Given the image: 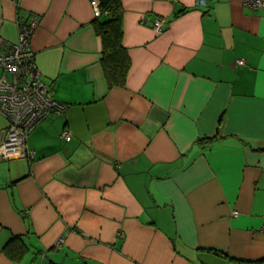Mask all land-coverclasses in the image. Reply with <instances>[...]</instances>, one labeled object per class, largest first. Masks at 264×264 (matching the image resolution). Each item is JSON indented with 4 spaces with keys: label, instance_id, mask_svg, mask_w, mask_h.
Wrapping results in <instances>:
<instances>
[{
    "label": "crops",
    "instance_id": "0c3cea01",
    "mask_svg": "<svg viewBox=\"0 0 264 264\" xmlns=\"http://www.w3.org/2000/svg\"><path fill=\"white\" fill-rule=\"evenodd\" d=\"M122 4L132 64L110 87L91 0H0V51L36 17V64L68 104L31 155L0 158V264H264V8Z\"/></svg>",
    "mask_w": 264,
    "mask_h": 264
},
{
    "label": "built area",
    "instance_id": "2783aa9c",
    "mask_svg": "<svg viewBox=\"0 0 264 264\" xmlns=\"http://www.w3.org/2000/svg\"><path fill=\"white\" fill-rule=\"evenodd\" d=\"M253 9L264 8V0H242ZM95 15L101 10L98 0H91ZM164 20L154 22L158 33L164 29ZM39 22L36 17L21 20L18 39L0 51V113L7 119L5 136L0 143V158L29 156L28 134L42 121L64 112L67 103L50 94V86L35 61L33 36ZM244 64V59L237 61ZM69 131L62 136L69 138Z\"/></svg>",
    "mask_w": 264,
    "mask_h": 264
},
{
    "label": "trees",
    "instance_id": "16d2710c",
    "mask_svg": "<svg viewBox=\"0 0 264 264\" xmlns=\"http://www.w3.org/2000/svg\"><path fill=\"white\" fill-rule=\"evenodd\" d=\"M100 15H95L93 24L102 40L101 62L110 87L126 85L132 60L123 43L122 0H98ZM203 140L202 138L199 141ZM4 251L11 257H20L27 249L20 236H14L4 245ZM14 250V252H13Z\"/></svg>",
    "mask_w": 264,
    "mask_h": 264
}]
</instances>
